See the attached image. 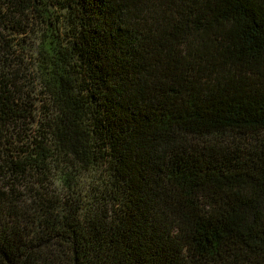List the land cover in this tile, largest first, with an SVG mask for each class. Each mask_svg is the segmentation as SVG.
I'll return each mask as SVG.
<instances>
[{"label":"trees","instance_id":"trees-1","mask_svg":"<svg viewBox=\"0 0 264 264\" xmlns=\"http://www.w3.org/2000/svg\"><path fill=\"white\" fill-rule=\"evenodd\" d=\"M0 264H264V0H0Z\"/></svg>","mask_w":264,"mask_h":264},{"label":"rangeland","instance_id":"rangeland-1","mask_svg":"<svg viewBox=\"0 0 264 264\" xmlns=\"http://www.w3.org/2000/svg\"><path fill=\"white\" fill-rule=\"evenodd\" d=\"M23 39L25 40L26 38H23ZM28 44H29V49H28V51H27L25 54L30 55L34 43H33L32 41L30 42V40H28ZM23 58L25 59L24 61L27 62V63L25 62V63L27 64V67H28L29 69H31V65L28 63V60H29V59H28V58L26 59L25 55H24Z\"/></svg>","mask_w":264,"mask_h":264}]
</instances>
